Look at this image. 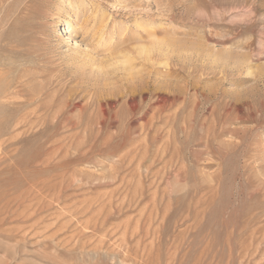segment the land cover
<instances>
[{"label": "rangeland", "instance_id": "obj_1", "mask_svg": "<svg viewBox=\"0 0 264 264\" xmlns=\"http://www.w3.org/2000/svg\"><path fill=\"white\" fill-rule=\"evenodd\" d=\"M0 104V264H264V0H0Z\"/></svg>", "mask_w": 264, "mask_h": 264}, {"label": "bare ground", "instance_id": "obj_2", "mask_svg": "<svg viewBox=\"0 0 264 264\" xmlns=\"http://www.w3.org/2000/svg\"><path fill=\"white\" fill-rule=\"evenodd\" d=\"M58 24H59V26H61V25H66L67 27H70L71 25H70V23H69V21L67 22L66 20H64L63 18H60L59 19V21H58ZM64 31H65V27L64 28H62ZM154 34H156V32L155 31H153V32H151V33H148L147 35H145L146 37H148V36H152V35H154ZM64 37H66L67 39H70V40H72L73 41V44H74V46H76L77 47V41L75 40V39H73V38H71V35H70V33H69V35L66 33L65 34V36ZM142 37V36H141ZM163 39V38H162ZM152 43V42H151ZM159 43H161V42H157L155 45L157 46V45H159ZM162 44V43H161ZM165 45V44H164ZM164 47V46H163ZM174 47V46H173ZM157 49V48H156ZM164 51H166V50H164ZM142 53V52H141ZM182 56V55H181ZM163 57V56H162ZM133 58V57H132ZM85 59V58H84ZM88 59V58H87ZM153 60V59H152ZM159 61V60H158ZM157 61V62H158ZM78 65V64H77ZM158 65V64H157ZM153 66V65H152ZM146 67V66H145ZM157 68V67H156ZM156 71V70H155ZM90 72V71H89ZM154 76V75H153ZM9 88V87H8ZM10 90V89H9ZM128 92V91H127ZM179 104V103H178ZM242 104L243 105H245V104H247L245 101H242ZM0 105H2V104H0ZM236 106V105H235ZM238 106V105H237ZM237 109H239V108H237ZM148 111V110H147ZM238 111V110H237ZM149 113V112H148ZM166 113V112H165ZM2 115V114H1ZM4 115V114H3ZM144 117V116H143ZM146 118V117H145ZM144 118V119H145ZM151 120V119H150ZM145 137V136H144ZM162 153V152H161ZM154 194V193H153ZM148 198V197H147Z\"/></svg>", "mask_w": 264, "mask_h": 264}]
</instances>
